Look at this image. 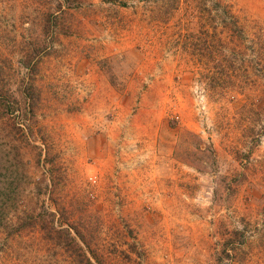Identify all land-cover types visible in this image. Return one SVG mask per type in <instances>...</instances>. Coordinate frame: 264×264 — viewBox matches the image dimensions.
<instances>
[{"label": "rangeland", "instance_id": "374dc122", "mask_svg": "<svg viewBox=\"0 0 264 264\" xmlns=\"http://www.w3.org/2000/svg\"><path fill=\"white\" fill-rule=\"evenodd\" d=\"M0 264H264V0H0Z\"/></svg>", "mask_w": 264, "mask_h": 264}]
</instances>
